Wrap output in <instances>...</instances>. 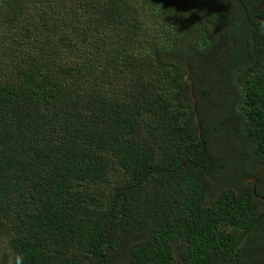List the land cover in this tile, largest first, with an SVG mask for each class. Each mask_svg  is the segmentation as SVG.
Returning <instances> with one entry per match:
<instances>
[{"label": "trees", "instance_id": "obj_1", "mask_svg": "<svg viewBox=\"0 0 264 264\" xmlns=\"http://www.w3.org/2000/svg\"><path fill=\"white\" fill-rule=\"evenodd\" d=\"M261 198L264 0H0L6 264H264Z\"/></svg>", "mask_w": 264, "mask_h": 264}, {"label": "water", "instance_id": "obj_2", "mask_svg": "<svg viewBox=\"0 0 264 264\" xmlns=\"http://www.w3.org/2000/svg\"><path fill=\"white\" fill-rule=\"evenodd\" d=\"M185 79L186 81L189 83L190 87H191V95L194 98V84L193 82L190 80L189 78V72L187 73V75H185ZM196 122H198V119L196 117ZM256 183H257V178L254 177L253 178V190H254V195H256ZM262 200H264L263 198H261Z\"/></svg>", "mask_w": 264, "mask_h": 264}, {"label": "rangeland", "instance_id": "obj_3", "mask_svg": "<svg viewBox=\"0 0 264 264\" xmlns=\"http://www.w3.org/2000/svg\"><path fill=\"white\" fill-rule=\"evenodd\" d=\"M7 259L8 258L6 256V253L3 251V248L0 246V264H4V263L6 264Z\"/></svg>", "mask_w": 264, "mask_h": 264}]
</instances>
